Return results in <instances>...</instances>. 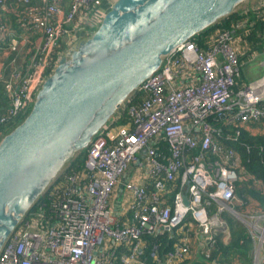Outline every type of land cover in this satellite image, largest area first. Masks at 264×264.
<instances>
[{
    "label": "built area",
    "instance_id": "obj_1",
    "mask_svg": "<svg viewBox=\"0 0 264 264\" xmlns=\"http://www.w3.org/2000/svg\"><path fill=\"white\" fill-rule=\"evenodd\" d=\"M102 1L0 0V82L8 98L0 123L31 106L62 54L61 41L96 27ZM248 10L264 23V0L241 11ZM245 27L238 20L204 48L188 39L164 56L134 90L141 101L122 104L125 122L104 125L86 147L82 169L65 174L47 193L48 204L22 218L0 250V264H191V257L209 255L217 236L228 239L225 213L243 223L254 264H264V211L235 195L239 180H251L263 196L264 183L246 172L235 148L218 140L236 142L241 130L264 132V59L259 77L232 89ZM17 58L21 63L14 64ZM215 119L231 123L233 134H222ZM118 183L125 206L117 200L114 210ZM164 232L173 241L159 254L143 236Z\"/></svg>",
    "mask_w": 264,
    "mask_h": 264
},
{
    "label": "water",
    "instance_id": "obj_2",
    "mask_svg": "<svg viewBox=\"0 0 264 264\" xmlns=\"http://www.w3.org/2000/svg\"><path fill=\"white\" fill-rule=\"evenodd\" d=\"M249 1L114 0L96 27L78 35L43 79L24 118L0 138V250L68 161L163 57Z\"/></svg>",
    "mask_w": 264,
    "mask_h": 264
},
{
    "label": "trees",
    "instance_id": "obj_3",
    "mask_svg": "<svg viewBox=\"0 0 264 264\" xmlns=\"http://www.w3.org/2000/svg\"><path fill=\"white\" fill-rule=\"evenodd\" d=\"M243 19L246 20V27L245 34H241V40L243 41V47H245V49H242L241 54L238 56V64H240V61L242 59L248 58L251 52L256 51L259 54L264 53V23L261 18L252 11L248 10L244 13L241 10L236 11L218 20L216 23L206 27L202 31L192 36L190 39L193 40L198 46L204 48L209 39L212 38L217 31L229 29L233 22ZM10 22L12 25H14L13 18H11ZM244 83L246 84L247 82H243V77H240L239 73V75L234 78V85L232 89L237 90L243 87ZM141 97L142 95L137 91L132 92L124 102V106L127 104L139 103L141 101ZM7 106L8 98L0 88V116L6 111ZM124 106L121 107L119 113H117L113 119L109 121V125H119L125 122L123 118ZM29 109L30 106H28L23 111L21 110L14 117L9 118L3 123H0V137L17 125L24 118ZM226 120H228V117ZM212 123L213 126L222 132V134L228 131L230 134H233L234 127L231 123H227L225 120L216 119L213 120ZM252 124L253 126L260 125V123ZM218 140L227 146H232L235 148L238 151L240 162L244 165L246 172L264 183V132L250 133L249 131L241 130L236 142L225 141L223 139V135ZM158 149L166 153V144L163 141H160L158 144ZM85 153L86 148L81 149L68 161L67 166L56 177L54 182L42 195L37 198L36 202L29 210V213L36 209L40 204H43L44 206L48 204V200L46 199L47 193L56 184L62 183L63 176L65 174L82 169ZM172 184L171 192L178 188L177 181L173 182ZM243 191V188L241 189L237 187L235 189V194L241 197L242 201L244 199L246 200L244 196L245 193ZM247 191L251 196L259 199L260 194L258 190L254 188H247L246 192ZM260 200L262 203V210H264V202L262 199ZM242 207L243 205L236 206L237 209ZM223 217L227 225L228 239L224 242L217 236L216 245L210 251L209 255L207 257L201 256L197 263L192 262L191 264H210L212 261H214L216 264H251L249 252L252 248V242L245 230V227L239 222L234 221L233 218L228 216L226 213L223 214ZM172 233H174V231H172ZM168 235V232H164L161 235L155 236L144 235L143 239L148 246L151 244H156L158 246L159 254H162L164 250L170 248L173 241V239L169 238ZM122 249L123 247H118V250Z\"/></svg>",
    "mask_w": 264,
    "mask_h": 264
},
{
    "label": "rangeland",
    "instance_id": "obj_4",
    "mask_svg": "<svg viewBox=\"0 0 264 264\" xmlns=\"http://www.w3.org/2000/svg\"><path fill=\"white\" fill-rule=\"evenodd\" d=\"M255 0H251V1H249V2H247V4L246 3H244V4H242L241 6H239L238 7V10L237 11H239V10H243L245 7H247L249 4H251L252 2H254ZM113 2V0H104V1H102L101 2V5L98 7V10H97V14L99 15L101 12H104L106 9H108V7H109V5L111 4ZM240 39V42H241V47H240V51L242 50V49H245V47H243V41L241 40V37L239 38ZM33 41H38L37 40V35H33ZM69 40L68 41H66L65 39H63V41H61V46H62V52L61 53H63L64 52V50L69 46ZM243 52V51H242ZM263 53V52H262ZM240 54H241V52H240ZM20 56H22V53L19 55V58H20ZM60 57V56H59ZM19 58H17L16 59V61H14V64L16 63H18V61H19V63H21V61L19 60ZM24 58V57H23ZM248 58H250V59H248V68L246 67H244V72H245V70H246V73L244 74L245 75V79H251V80H253V79H255V78H257V77H259L260 75H261V67H260V65H261V63H262V60L264 59V53L263 54H259V53H257L256 51L255 52H251L250 53V56L248 57ZM242 60H247V59H242ZM5 63V64H4ZM4 63H3V65H4V72H6L5 73V77H9L10 76V74H11V59L8 57L5 61H4ZM3 72V71H2ZM0 88H1V90L4 92V90H3V86H2V84H1V82H0ZM4 94H5V92H4ZM6 95V94H5ZM116 127H117V125H113V128L114 129H116ZM139 175V174H138ZM138 175L137 176H132L131 178H130V180L131 181H136V179H137V177H138ZM244 175V174H243ZM241 181H244V182H247L246 180H244V179H242ZM237 187L238 188H243L244 189V196H246V195H248L249 197L251 196L250 195V193L247 191L246 192V190H247V188L248 189H252V188H254V187H250V186H248L247 184H244V185H242L241 184V182H240V180L237 182ZM236 187V188H237ZM246 187V188H245ZM255 189V188H254ZM258 195V194H257ZM254 199V198H253ZM118 201H119V203H121V205H123V206H125V204H124V201H123V199H122V197H119L118 198ZM231 218H233V220L234 221H236V222H239L240 224H242L243 225V223L239 220V219H236L235 217H233V216H231ZM252 242V241H251ZM249 255H250V262H251V264H254L255 263V260H256V254H254V250H253V246H252V248H251V250H250V252H249Z\"/></svg>",
    "mask_w": 264,
    "mask_h": 264
},
{
    "label": "crops",
    "instance_id": "obj_5",
    "mask_svg": "<svg viewBox=\"0 0 264 264\" xmlns=\"http://www.w3.org/2000/svg\"><path fill=\"white\" fill-rule=\"evenodd\" d=\"M104 1V0H103ZM66 9V7H64V10ZM10 28H12V29H15L14 30V32L15 33H17L16 32V28H17V25H15L14 24V27H12V25H10ZM6 58H8L7 56H6ZM247 60H241L240 61V64H239V73H240V77H243V82H250V81H252L251 79H245V73H246V70H245V72H244V67L246 68H248V59H250V58H246ZM260 67H261V73H262V64L260 65ZM239 75V74H238ZM254 80V79H253ZM246 83V84H247ZM243 86H245V83H244V85ZM248 173V172H247ZM140 179H142V178H140ZM139 179V180H140ZM256 179V178H255ZM259 180V179H258ZM243 184H247L248 186H250V187H254V183L251 181V180H247V182H244V183H242V185ZM237 187V186H236ZM255 188V187H254ZM115 192H117V190L118 189H121V187H120V184L118 183V185H116L115 186ZM256 189V188H255ZM258 190V189H257ZM259 194H260V196H259V199H257V198H255V197H253V196H248V195H246L245 196V198H246V200L244 201H242V198L241 197H239V196H237L236 194V196H237V198L243 203V204H245V205H248V206H252V207H258V208H260L261 210H262V203H261V200L260 199H262L263 200V202H264V196H263V194L259 191ZM254 198V199H253ZM245 202V203H244ZM242 204V205H243ZM245 205H243V207L245 206ZM242 207V208H243ZM264 211V210H263ZM227 214V213H226ZM228 216H231V215H229V214H227ZM200 257L201 256H197V255H195L194 257H191V261L192 262H195V263H197L198 261H199V259H200ZM211 264V263H210Z\"/></svg>",
    "mask_w": 264,
    "mask_h": 264
}]
</instances>
